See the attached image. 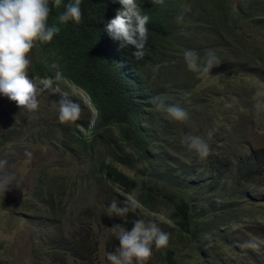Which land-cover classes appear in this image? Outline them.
<instances>
[{
  "label": "rangeland",
  "instance_id": "1",
  "mask_svg": "<svg viewBox=\"0 0 264 264\" xmlns=\"http://www.w3.org/2000/svg\"><path fill=\"white\" fill-rule=\"evenodd\" d=\"M176 1L172 23L180 32L183 53L213 50L220 60L232 52L235 55L233 63L223 60L207 77L184 76L185 83L164 93L168 105L180 106L190 118L187 122L158 118V128L166 125L167 134L161 143L163 151L155 149L164 153L153 163L161 160L160 181L167 182L174 172V185H180L177 195L184 196L198 214L189 233H180V226L167 217L169 207L174 209L176 204L161 197L158 212L138 205L144 177L139 171L144 164L136 158L128 160L129 165L117 159L130 151L116 141L115 132L97 139L92 150L76 148L71 132L90 134L82 123L90 120L92 125L96 119L89 97L61 76L57 82L38 79L30 63L28 74L40 86L38 109H21L0 94V160L8 161L7 171L15 176L9 190L0 193V264H109L107 254L119 246L118 234L111 228L121 224L131 231L136 219L155 222L169 234L168 246L153 245L145 264H264V179L248 186L237 171L242 166L264 172V162L257 166L250 161L251 154L264 152V126L257 125L252 107L255 92L264 90V0ZM252 13L260 15L257 21H243ZM181 15L183 21L178 22ZM224 29L232 31L226 36ZM198 39L205 44L195 42L190 48L189 40ZM242 45L244 53L235 49ZM37 51L36 45L29 55L31 62ZM57 64L63 62L54 63L56 69ZM43 81L51 86L43 88ZM65 94L82 109L75 122L59 120V100ZM187 136H199L208 143L207 158L202 159L185 142ZM226 158L232 159L225 169L221 163ZM102 159L128 175L136 185L133 194L94 176L92 168ZM247 159L249 164L244 166ZM242 185L251 194L241 204L231 207L220 200ZM113 200L121 206L124 201L135 205L127 223L108 215ZM211 226L214 234L204 233Z\"/></svg>",
  "mask_w": 264,
  "mask_h": 264
},
{
  "label": "trees",
  "instance_id": "2",
  "mask_svg": "<svg viewBox=\"0 0 264 264\" xmlns=\"http://www.w3.org/2000/svg\"><path fill=\"white\" fill-rule=\"evenodd\" d=\"M68 2L69 0H62L59 9L50 4L52 10L49 24L57 27L58 32L49 43L37 42L38 51L31 62L34 76L41 80L50 79L52 82H57L58 76H61L89 97L92 107L96 110V119L92 125L90 120L82 123V127L88 129L90 134L71 132L70 137L76 148L86 152L92 150L97 139L109 136V132H115L116 141L130 151L126 156L122 155L117 159L129 165L128 160L136 158L144 164L143 169L139 171L144 177L136 197L138 205L143 209L158 212L157 202L161 200L176 204L174 209L169 207L167 217L180 226V233H189L198 214L193 213L184 196L177 195L180 185H174V172L169 173V176L173 175L167 182L164 179L160 181L161 160L153 163L157 155L162 157L164 153L162 151L165 147L161 143L165 138L164 134H167L166 125L158 128V118L161 116L163 122L168 118V114L158 111L152 103V98L161 97L167 104L169 101L164 94L167 89H174L178 84L185 83L183 77L189 78L194 74L186 66L182 52L184 47L178 41L180 32L176 33V27L172 23L177 14V1L162 6L153 3V0H137L143 13L150 17L147 25L149 32L146 55L141 60H136L132 55L135 51L133 47L120 48L119 42L114 41L105 31L106 23L114 18L117 10L122 7L118 0H82V21L78 24L74 21L63 24L59 21V16ZM259 16L252 13L243 21L255 20ZM224 31L227 36L232 29ZM189 42L191 48L196 46L195 42H200V39ZM235 49L244 53L246 48L242 45L241 48ZM194 51L200 57L206 54V51L202 52L201 49ZM249 55L255 59L251 52ZM234 56L232 52L229 58L223 60L233 63ZM59 61L63 62V65L57 64V69L54 68V63ZM156 65H161L158 73L153 72ZM157 147H161L162 151L156 152ZM263 157L264 152L257 156L251 154L250 161L261 166ZM229 159H224L221 167L226 169ZM247 160L244 166L249 164V159ZM240 163L243 165V161ZM239 168L237 171L240 172L241 181L248 186L264 179L262 168ZM148 169L151 171H147ZM92 172L94 176L104 178L105 182L113 181L127 194H133L136 188L128 175L104 159L95 162ZM250 194V188L245 189L242 185L237 191H231L230 195H225L220 200L236 207L237 203L241 204ZM204 233L214 234V229L211 226ZM168 257L173 261L171 251Z\"/></svg>",
  "mask_w": 264,
  "mask_h": 264
},
{
  "label": "clouds",
  "instance_id": "3",
  "mask_svg": "<svg viewBox=\"0 0 264 264\" xmlns=\"http://www.w3.org/2000/svg\"><path fill=\"white\" fill-rule=\"evenodd\" d=\"M116 2V0H114ZM82 0H69L64 5V11L59 21L67 24L70 21H82ZM122 6L116 15L106 23L105 31L119 42L120 48L133 47L132 53L136 60L146 55V42L150 17L143 13L137 0H118ZM153 3L163 4L164 0H153ZM59 9L62 0H0V94L15 102L18 107L27 111H35L39 107L37 92L40 86L30 78L29 55L39 43H49L58 32V28L50 26L49 16L52 8ZM183 21V15L177 17ZM187 68L197 73L199 77H207L213 68L221 64L220 58L213 50H208L203 58L194 51L184 52ZM161 65L153 68L158 73ZM155 78V76L153 77ZM43 88H49L50 82L43 81ZM253 110L256 114L258 126H264V90H257L253 96ZM152 103L158 111H163L170 118L178 122H187L189 113L178 105H167L161 97H153ZM80 105L66 94L59 100V120L62 123L77 121L81 116ZM209 138L212 132L208 133ZM185 142L196 150L200 157L207 158L210 154L208 143L199 136H187ZM30 155V154H29ZM8 161L0 160V193H6L15 180L14 174L7 171ZM108 215L118 216L125 220L129 213L135 212V205L131 201H124L119 205L113 200L107 210ZM131 231L123 225L116 224L111 230L118 234L119 246L107 254L109 264H145L153 254L155 248H165L169 244V234L163 232L155 222L145 223L142 219L132 221Z\"/></svg>",
  "mask_w": 264,
  "mask_h": 264
}]
</instances>
